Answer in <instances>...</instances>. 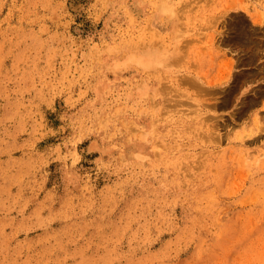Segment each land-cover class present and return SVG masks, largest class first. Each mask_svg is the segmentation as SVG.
<instances>
[{
  "label": "rangeland",
  "instance_id": "374dc122",
  "mask_svg": "<svg viewBox=\"0 0 264 264\" xmlns=\"http://www.w3.org/2000/svg\"><path fill=\"white\" fill-rule=\"evenodd\" d=\"M250 12L264 0H0V264H264ZM147 47L167 66L127 59Z\"/></svg>",
  "mask_w": 264,
  "mask_h": 264
},
{
  "label": "bare ground",
  "instance_id": "6f19581e",
  "mask_svg": "<svg viewBox=\"0 0 264 264\" xmlns=\"http://www.w3.org/2000/svg\"><path fill=\"white\" fill-rule=\"evenodd\" d=\"M236 4V3H235ZM238 5V7H242L243 9H245L247 12H249V9L248 8H250V6L248 7V6H246V5H243V4H241V3H238L237 4ZM251 9V8H250ZM157 12H159V13H170L171 15H172V13H173V6H172V4H170V3H167V2H161V3H158V7H157ZM251 13V12H250ZM250 16L252 17H254V19H256V21L258 22V23H264V13L262 12V13H260V16H256V15H253V13H251L250 14ZM242 21H244V19H242L241 21H240V23H237V22H239V21H237L236 23H235V25L236 24H238L237 26L238 27H235L236 28V33H235V35L234 36H236V39H239V40H235L237 43L239 42L240 43V41L241 42H243V44H244V46L246 45L245 43H252V45H254V46H259V44H258V41L256 40V39H254V40H252V41H250L251 39H252V36L256 33L255 31H257V30H252V29H250L249 28V30L248 29H246L247 27H249L250 25H248V23H246L247 25V27L245 28V24L242 22ZM246 21V20H245ZM244 21V22H245ZM240 25V26H239ZM232 27H233V25H232ZM252 27V26H251ZM237 28H239L238 30H237ZM260 28V27H259ZM216 29V28H215ZM233 29H234V27H233ZM254 29V28H253ZM232 30V29H231ZM215 31V30H214ZM254 31V32H253ZM199 33V32H198ZM197 33V34H198ZM257 34V33H256ZM198 35H200V34H198ZM214 37V36H213ZM219 38V37H218ZM235 38V37H234ZM247 40V41H246ZM241 44V43H240ZM242 45V44H241ZM248 46L247 47H249V44H247ZM238 47H239V45H238ZM241 47V46H240ZM239 47V48H240ZM243 47V46H242ZM246 46H245V48L248 50V48H247ZM251 47V46H250ZM242 49V48H241ZM251 49V48H250ZM249 49V50H250ZM257 49V48H256ZM245 50V49H244ZM253 50V49H252ZM257 51H258V49H257ZM249 53H248V55L249 54H252L253 53V51H252V53H250V51H248ZM246 53V52H245ZM256 53V52H255ZM247 54V53H246ZM254 54V53H253ZM247 55V56H248ZM246 56V57H247ZM250 56V55H249ZM248 56V57H249ZM245 57V58H246ZM248 57H247V59H248ZM252 57H253V55H252ZM255 57V56H254ZM257 57V56H256ZM255 57V58H256ZM127 59L128 60H131V61H133V62H135L140 68H142V69H156V68H162V67H165V66H167V61H168V59H169V54H168V52H166V50H164V49H158L157 47H147V48H145V49H143V50H139V52H136V53H130V54H128V56H127ZM252 59V58H251ZM249 60V59H248ZM255 61V60H254ZM243 62V61H242ZM245 62H247V61H245ZM251 62H252V60H251ZM238 77V76H237ZM235 79H236V77H235ZM253 100V99H252ZM254 101V100H253ZM193 110V109H192Z\"/></svg>",
  "mask_w": 264,
  "mask_h": 264
}]
</instances>
